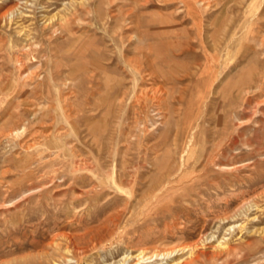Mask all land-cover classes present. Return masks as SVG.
Returning a JSON list of instances; mask_svg holds the SVG:
<instances>
[{
	"label": "rangeland",
	"instance_id": "rangeland-1",
	"mask_svg": "<svg viewBox=\"0 0 264 264\" xmlns=\"http://www.w3.org/2000/svg\"><path fill=\"white\" fill-rule=\"evenodd\" d=\"M221 238L264 264V0H0V264Z\"/></svg>",
	"mask_w": 264,
	"mask_h": 264
},
{
	"label": "bare ground",
	"instance_id": "bare-ground-1",
	"mask_svg": "<svg viewBox=\"0 0 264 264\" xmlns=\"http://www.w3.org/2000/svg\"><path fill=\"white\" fill-rule=\"evenodd\" d=\"M27 6V5H26ZM14 11V10H13ZM11 11L12 15H10V17H15V15L13 14L14 12ZM10 13V14H11ZM17 14V11L15 12ZM21 14V12H20ZM71 16V15H70ZM69 17H63L60 19V21L57 22H52V18L45 20L46 22H51L48 23V25H50L49 29L52 31L55 30H64L67 27L70 26L71 23V18ZM74 16V15H73ZM13 17V21L12 23L15 25L17 22V16L14 18ZM10 19V18H9ZM59 18H56V20H58ZM9 23V22H8ZM17 25V24H16ZM15 25V26H16ZM19 27V26H18ZM22 27V26H21ZM23 29V28H22ZM21 30V29H20ZM58 30V31H59ZM22 31H19V33H21ZM25 32V30L23 31ZM29 33L25 32V37L24 40H28L30 38H28ZM33 39V38H32ZM22 40V39H21ZM29 43L31 42H26L24 45L22 44V48H24L26 45L29 46ZM33 44V43H32ZM34 45V44H33ZM31 47V46H30ZM29 48V47H28ZM29 50V49H28ZM21 51V50H20ZM23 51V50H22ZM25 51V50H24ZM24 53V52H23ZM26 54V53H25ZM17 59V58H16ZM19 59V58H18ZM23 59V58H22ZM18 61V60H17ZM23 61V60H20ZM19 62V61H18ZM17 63V62H16ZM22 64V62H21ZM21 64H18V66L20 67ZM55 64V63H54ZM23 65V64H22ZM21 65V66H22ZM22 75V74H21ZM30 75V74H29ZM21 77V76H20ZM2 78V77H1ZM21 129V128H20ZM24 130V129H23ZM19 129H15L14 134H19ZM12 132V131H11ZM12 134V133H11ZM209 158V157H208ZM208 160V159H207ZM206 160V161H207ZM213 161V160H212ZM209 162V161H208ZM206 164V163H205ZM208 164V163H207ZM168 165V164H167ZM179 165V163H178ZM217 165V164H216ZM223 167H231L229 165H221ZM163 167V166H162ZM170 167V166H169ZM166 168L164 170V172H162V181L161 183H165L168 182L170 180H172V175H171V167L170 168ZM181 167V166H180ZM180 170V168H179ZM176 171V170H175ZM176 175H178L177 173H175ZM171 177V179L169 180V178ZM174 177V175H173ZM175 178V177H174ZM197 178V177H196ZM193 179V178H192ZM173 181V180H172ZM192 182V181H191ZM158 185V184H157ZM163 187V186H162ZM33 188V187H32ZM240 226V225H239ZM233 227V226H232ZM231 227V228H232ZM230 228V227H229ZM212 237V236H211ZM224 238H221V241L217 240V244L216 247L214 246V251H211L209 253L210 256L206 257V253L205 252H199L196 251L194 246H184L182 248L179 247V249H167V250H163V251H154V252H150V255L145 254L144 250L142 249H138V251L131 256H124L122 257L121 260H119L118 262H116L115 264H149V263H158V261H162V259L164 258H168V260H166V264H242L243 262H245V260L247 259L246 253L243 252L244 250H246L247 248H251L249 247L251 244H247L246 245H231L229 242L224 241ZM254 249V247H252ZM256 248V247H255ZM184 249H186V257L180 256L179 257L175 254V252L177 253L178 251L182 250L184 251ZM249 250V249H248ZM256 250V249H255ZM132 254V253H131ZM249 254V253H248ZM252 255V254H251ZM250 255V256H251ZM175 256V257H173ZM257 259V258H256ZM247 261V260H246ZM257 262V261H256ZM247 264V263H246Z\"/></svg>",
	"mask_w": 264,
	"mask_h": 264
}]
</instances>
